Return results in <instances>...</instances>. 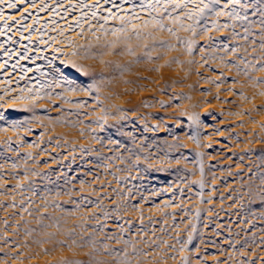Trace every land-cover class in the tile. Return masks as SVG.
Instances as JSON below:
<instances>
[{
  "label": "rangeland",
  "instance_id": "obj_1",
  "mask_svg": "<svg viewBox=\"0 0 264 264\" xmlns=\"http://www.w3.org/2000/svg\"><path fill=\"white\" fill-rule=\"evenodd\" d=\"M243 1L190 78L74 70L8 107L0 264H264V0Z\"/></svg>",
  "mask_w": 264,
  "mask_h": 264
},
{
  "label": "bare ground",
  "instance_id": "obj_2",
  "mask_svg": "<svg viewBox=\"0 0 264 264\" xmlns=\"http://www.w3.org/2000/svg\"><path fill=\"white\" fill-rule=\"evenodd\" d=\"M7 3L0 4L2 135L13 133L17 126L11 125L18 123L8 118V107L70 89L75 75L69 66L85 76L106 73L120 80L153 68L159 78H190L197 44L210 31L242 21L239 9L246 7L243 0H36L15 9ZM21 10L30 13L23 28L17 24ZM190 106L196 115L197 103Z\"/></svg>",
  "mask_w": 264,
  "mask_h": 264
},
{
  "label": "snow or ice",
  "instance_id": "obj_3",
  "mask_svg": "<svg viewBox=\"0 0 264 264\" xmlns=\"http://www.w3.org/2000/svg\"><path fill=\"white\" fill-rule=\"evenodd\" d=\"M4 2H5V0H0V4H3ZM82 2H83V0H81V3ZM217 2H218V0H217ZM35 3H36V0H8L7 7L10 9H15V8H17V5H24V4L34 5ZM233 3H239V0H233ZM0 15H3V13L0 12ZM29 16H30V13H27V12H24L23 10H21V18L19 21H17V24L20 25L22 28L27 27L26 25H24L23 21L28 19ZM5 27H7L6 23H5ZM0 34H2V33H0ZM189 43H191V42H189ZM85 57H87V50L85 51ZM69 67H72L78 75L81 74L83 71L82 69H80L74 65L69 66ZM259 70L264 71V66H261V68ZM73 83H74V81L69 80V88L70 89L72 88ZM261 83H264V81H261ZM77 87H79V85H77ZM92 87H93L92 85H88L89 90H91ZM3 119H4L3 114H0V120H3ZM11 126L13 128H15L17 125L15 123H13ZM190 138L193 139L196 143H199V141L196 140L195 136H192ZM261 179H262V182H264V177H262Z\"/></svg>",
  "mask_w": 264,
  "mask_h": 264
}]
</instances>
